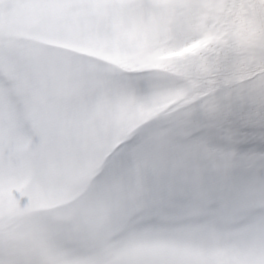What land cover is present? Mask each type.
Masks as SVG:
<instances>
[{
	"label": "snow or ice",
	"instance_id": "snow-or-ice-1",
	"mask_svg": "<svg viewBox=\"0 0 264 264\" xmlns=\"http://www.w3.org/2000/svg\"><path fill=\"white\" fill-rule=\"evenodd\" d=\"M0 264H264V0H0Z\"/></svg>",
	"mask_w": 264,
	"mask_h": 264
}]
</instances>
